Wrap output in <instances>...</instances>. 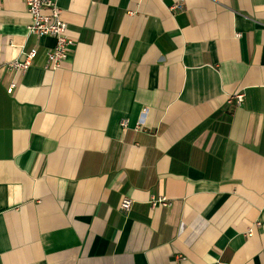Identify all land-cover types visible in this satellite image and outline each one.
I'll return each instance as SVG.
<instances>
[{
	"label": "crops",
	"instance_id": "crops-1",
	"mask_svg": "<svg viewBox=\"0 0 264 264\" xmlns=\"http://www.w3.org/2000/svg\"><path fill=\"white\" fill-rule=\"evenodd\" d=\"M58 6L54 71L0 0V264H264V0Z\"/></svg>",
	"mask_w": 264,
	"mask_h": 264
},
{
	"label": "built area",
	"instance_id": "built-area-1",
	"mask_svg": "<svg viewBox=\"0 0 264 264\" xmlns=\"http://www.w3.org/2000/svg\"><path fill=\"white\" fill-rule=\"evenodd\" d=\"M59 0H24L27 7V12L30 16V24L28 26V33L36 37H53L56 40L55 46L49 50L47 56L50 69L56 71L61 69L63 64L70 56L71 50L75 45L74 39L69 34L67 23L62 18V11L58 6ZM37 52L33 51L27 55L23 60H17L9 63L7 69L15 72H26L33 64ZM17 82L12 81L7 87L8 94H13L17 88ZM244 100L243 95L230 99L229 104L241 106ZM122 127H128V120L121 123ZM161 204L169 206L165 199L153 201L152 205ZM133 207L132 200L125 198L121 203V210L130 212ZM1 259V256H0Z\"/></svg>",
	"mask_w": 264,
	"mask_h": 264
},
{
	"label": "trees",
	"instance_id": "trees-1",
	"mask_svg": "<svg viewBox=\"0 0 264 264\" xmlns=\"http://www.w3.org/2000/svg\"><path fill=\"white\" fill-rule=\"evenodd\" d=\"M230 121H231V118L230 116H224L223 119H222V123L220 125V128H219V132L223 135L227 134L228 132V128H229V125H230Z\"/></svg>",
	"mask_w": 264,
	"mask_h": 264
}]
</instances>
